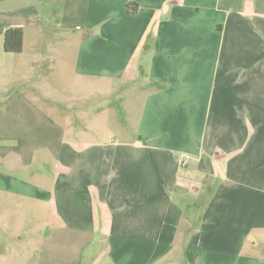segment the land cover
<instances>
[{
    "label": "crops",
    "instance_id": "obj_1",
    "mask_svg": "<svg viewBox=\"0 0 264 264\" xmlns=\"http://www.w3.org/2000/svg\"><path fill=\"white\" fill-rule=\"evenodd\" d=\"M11 28L23 51L0 112L63 124L2 129L21 175L0 171V191L52 204L85 242L48 241V260L264 264V0H0V51ZM115 87L132 130L104 133L88 106Z\"/></svg>",
    "mask_w": 264,
    "mask_h": 264
},
{
    "label": "rangeland",
    "instance_id": "obj_2",
    "mask_svg": "<svg viewBox=\"0 0 264 264\" xmlns=\"http://www.w3.org/2000/svg\"><path fill=\"white\" fill-rule=\"evenodd\" d=\"M17 55L5 53L0 51V106L4 105L3 95L13 93L16 88L12 86H5L4 83L14 81V78L17 75V70L15 72V67L17 65ZM114 89V88H113ZM89 93V89L86 90ZM127 90L123 88H116L109 95H98L91 97L92 103L88 108H94L102 106L103 115L105 116L101 122V129L103 132L118 131L121 129H127L128 131L132 130L133 122H125L127 116L124 114L123 107L121 106L120 98L125 94ZM66 93V94H65ZM64 93L66 99H73L71 103L72 108V117L75 127H81V121L77 119L76 116L79 115L81 109L79 107V101L82 99V89L78 87H72L66 89ZM70 94V95H69ZM6 96V95H5ZM89 96V94H88ZM12 100L6 103L7 107L14 109L16 106L15 97L11 98ZM4 107V106H1ZM112 108L114 111L113 116H116L114 120L109 121V115H106V110ZM11 111H7L4 115L3 112H0V132L4 127L9 131L15 132L20 130L23 126H32L33 129H37L40 133H44V130H52L54 126L63 124L61 118L53 117L52 120H40V121H17L15 116H12ZM10 114L9 116H6ZM22 126V127H20ZM20 127V128H19ZM56 128V127H55ZM57 134V129H55ZM47 137L37 138V142L46 141ZM96 140L100 139L106 141L111 139V137H101L95 138ZM56 149L53 153L44 154L46 161L51 163L54 166L57 165V143H55ZM11 146L0 145V171H3L7 175H10L14 178H17L21 175L20 169V158L15 152L12 151ZM30 153V152H28ZM2 155H4V158ZM41 157V154H37V157ZM7 158L5 159V157ZM31 154H29V159L25 160L30 162ZM38 157V158H39ZM38 162V163H37ZM33 166L39 167L40 171L45 170L42 168L41 161H32ZM35 170V169H34ZM56 172V170H55ZM55 209L53 205H44L36 200H27L20 196H17L8 191H0V264H67L63 259L64 255L61 254L55 260H48L47 257V242L51 243H70L72 241H77L79 243H85L81 238L76 234L64 233L62 232L60 225L61 222L55 214ZM51 235V237H50ZM49 236V238H48ZM264 255V249L261 250ZM62 253V252H60ZM59 253V254H60ZM82 262L85 263L87 257L85 254L82 255ZM91 262V261H88ZM93 262V261H92Z\"/></svg>",
    "mask_w": 264,
    "mask_h": 264
},
{
    "label": "trees",
    "instance_id": "obj_3",
    "mask_svg": "<svg viewBox=\"0 0 264 264\" xmlns=\"http://www.w3.org/2000/svg\"><path fill=\"white\" fill-rule=\"evenodd\" d=\"M23 39L24 33L21 28L7 30L4 35V51L6 53L20 54L23 51Z\"/></svg>",
    "mask_w": 264,
    "mask_h": 264
},
{
    "label": "built area",
    "instance_id": "obj_4",
    "mask_svg": "<svg viewBox=\"0 0 264 264\" xmlns=\"http://www.w3.org/2000/svg\"><path fill=\"white\" fill-rule=\"evenodd\" d=\"M192 157H195V156H192Z\"/></svg>",
    "mask_w": 264,
    "mask_h": 264
}]
</instances>
